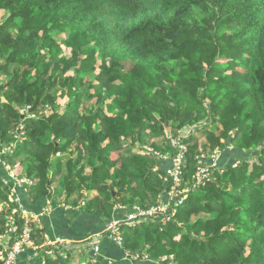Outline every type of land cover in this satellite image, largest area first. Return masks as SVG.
Wrapping results in <instances>:
<instances>
[{
    "label": "trees",
    "instance_id": "obj_1",
    "mask_svg": "<svg viewBox=\"0 0 264 264\" xmlns=\"http://www.w3.org/2000/svg\"><path fill=\"white\" fill-rule=\"evenodd\" d=\"M179 156L187 199L167 225L122 224L130 257L114 264L145 254L148 264H264V0H0L1 236L26 207L5 168L17 159L34 203L84 201L109 225L123 220L117 210L159 206ZM16 221L19 236L26 219ZM31 231L54 252L46 264L76 260L73 244L49 247L44 228Z\"/></svg>",
    "mask_w": 264,
    "mask_h": 264
},
{
    "label": "crops",
    "instance_id": "obj_2",
    "mask_svg": "<svg viewBox=\"0 0 264 264\" xmlns=\"http://www.w3.org/2000/svg\"><path fill=\"white\" fill-rule=\"evenodd\" d=\"M32 194V192H27L26 189L23 191L20 187L16 192V197L20 202L22 201L26 204V208L32 211V215L35 214L40 216L38 220L40 224L38 227L45 229L44 237L46 239V246H48V243H52L57 239H63L75 246V252L77 253V256H75L77 258L75 262H78V259L81 258L90 259L92 250L84 249L88 246L84 244L91 243L92 241L89 242L90 239L96 238L95 242L99 245V256L101 255L104 260H107L110 264H114L113 260L124 258L125 260H123L122 263L129 262L127 258L130 257V254L127 251L123 252V246L121 247L118 245V247L113 242L105 238L104 232L108 225L107 221H103L96 216L87 214L83 209H81V207L78 208V206L74 208H67L64 207V203L54 206L50 200H42L41 202L34 203L31 198ZM48 203L53 207L50 211L46 210L49 207ZM115 212V219L124 220L129 211L119 212L117 210ZM31 218H34V216ZM37 251L40 253L43 252L42 249L39 251L38 247L34 245L32 248H25L24 251L17 256L14 264H40L37 258L39 256L43 258V256L41 254L36 255L38 253ZM34 252L36 254H34ZM51 252L53 251L49 250L48 252H43L42 254L48 253L51 255ZM125 255H127V258H125ZM133 258L134 261L130 262V264H148V262L151 261L147 254L144 255V259L140 261L141 263L136 261L138 260L137 257ZM162 263L163 261L159 264Z\"/></svg>",
    "mask_w": 264,
    "mask_h": 264
},
{
    "label": "built area",
    "instance_id": "obj_3",
    "mask_svg": "<svg viewBox=\"0 0 264 264\" xmlns=\"http://www.w3.org/2000/svg\"><path fill=\"white\" fill-rule=\"evenodd\" d=\"M13 149H11V152ZM175 166L168 170V174L174 179V187L171 192L168 193L163 198L162 203L159 206L152 207L151 209L145 211L137 208L132 213L127 215L124 220H113L109 225H107L104 236L107 235L108 238L114 241L117 245L123 246L124 237L121 232V225L125 224L127 226L137 225L140 221H155L159 220L163 225H167L172 222V219L176 216L178 208L183 205L185 200L187 199V195H183V193L188 192L189 190H185L183 192L179 191V187L182 181V173L184 164L183 157L179 156L174 160ZM209 170L205 168H201L198 172V177L200 183L205 180L209 176ZM28 181V180H27ZM14 191V190H13ZM15 193V191L13 192ZM18 202V198L16 199ZM21 215L24 219H26L25 226L23 231H21L20 235L18 224L16 221V215ZM33 217L22 205L18 209H14L13 213L8 216L7 219V231L4 236H0V238H8L9 236H16L17 240L11 246H3L0 247V258L3 261V264H14L17 256L24 251L27 247H33V242L31 238V223L28 221V218ZM128 222V223H127ZM128 228V227H127ZM91 240V239H90ZM68 242L63 239H57L52 243H49L51 247L56 246H64ZM49 246V247H50ZM93 250L96 253H99V245L96 242L93 244ZM138 257V256H137Z\"/></svg>",
    "mask_w": 264,
    "mask_h": 264
},
{
    "label": "rangeland",
    "instance_id": "obj_4",
    "mask_svg": "<svg viewBox=\"0 0 264 264\" xmlns=\"http://www.w3.org/2000/svg\"><path fill=\"white\" fill-rule=\"evenodd\" d=\"M54 36H55V39L57 40V41H62V40H64L65 39V36L64 35H60V34H58V33H55L54 34ZM63 48H64V46H63ZM66 52H67V54H69V51L66 49L65 50ZM66 102V100H64V101H62V104L63 103H65ZM203 138H204V136H201V137H199V140L200 141H202L203 140ZM170 139L172 140V138L170 137ZM159 142H161V139L160 140H158ZM229 148L231 149V151L233 152V147L232 146H229ZM5 149V151L7 152V153H12L11 152V149H12V146H9V147H7V148H4ZM114 155V158L116 159L118 156H117V154H113ZM231 157V155L230 154H227V157H226V159H229ZM218 159H219V157H217L216 158V161H213L212 162V164H211V166L212 167H217V161H218ZM220 161L222 162V164H225V162L227 163L228 161H226V160H224L223 158H222V156L220 157ZM0 165H3V162H1V159H0ZM5 165V164H4ZM5 168H6V171H8V173H9V176L14 180V181H16V183H18V184H22V183H28V184H30L32 187L34 186V182H31V181H29L27 178H26V171H27V168H26V170L23 168V166H22V162L20 161V159H17L16 161H15V168L14 169H12L11 168V166L9 165V164H7V165H5ZM90 169L88 168L87 169V173H90V171H89ZM169 170H171V169H169ZM63 173H65V169L63 170ZM28 180V181H27ZM56 185H57V183L55 184V187H56ZM20 187L18 186V185H15L14 187H13V190L15 191V193L17 192V190L19 189ZM14 191H12V192H14ZM91 195L92 196H95L96 195V192L95 191H93L92 193H91ZM60 203L62 204L63 202H62V200H60ZM84 205H85V203H84V201H82L79 205H78V208L79 207H81V208H83L84 207ZM48 208H47V206H46V210L47 211H50L53 207L52 206H50V204L48 203ZM64 207H67V208H69V207H71V206H69V205H66L65 204V206ZM23 208H26V207H24V205H23ZM130 214V212H128V215ZM34 216V218H28V221L30 222V223H32V225L33 224H35L36 226H39V218H40V216L39 215H33ZM196 218H194V220H195ZM128 223V222H127ZM139 224H137V225H132V226H127L128 228H126V229H124V231H141L142 230V226H138ZM1 236V235H0ZM96 239V238H95ZM95 239H93L92 241H95ZM1 240L2 239H0V243L1 244H3L2 242H1ZM2 241H4V240H2ZM6 241V240H5ZM48 246H50L49 245V243L47 244ZM51 247V246H50ZM28 248H31V247H28ZM143 248V247H142ZM92 250V254L93 255H95L96 253L94 252V250H93V248L91 249ZM51 255H52V257H55V255H54V253L53 252H51L50 253ZM42 256H43V264H46V261H45V259H47V258H49V256L47 255V254H41ZM97 256H99V253H97ZM45 258V259H44ZM77 259V258H76ZM79 261L78 262H75V261H73V260H71V264H87V261H89V259H85V258H81V259H78Z\"/></svg>",
    "mask_w": 264,
    "mask_h": 264
},
{
    "label": "water",
    "instance_id": "obj_5",
    "mask_svg": "<svg viewBox=\"0 0 264 264\" xmlns=\"http://www.w3.org/2000/svg\"><path fill=\"white\" fill-rule=\"evenodd\" d=\"M141 250H143V248Z\"/></svg>",
    "mask_w": 264,
    "mask_h": 264
}]
</instances>
